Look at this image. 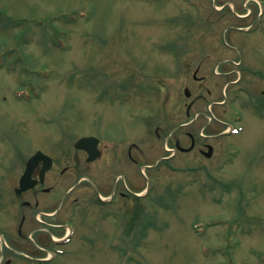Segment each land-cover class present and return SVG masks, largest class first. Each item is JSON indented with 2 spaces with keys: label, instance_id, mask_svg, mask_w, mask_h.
<instances>
[{
  "label": "rangeland",
  "instance_id": "1",
  "mask_svg": "<svg viewBox=\"0 0 264 264\" xmlns=\"http://www.w3.org/2000/svg\"><path fill=\"white\" fill-rule=\"evenodd\" d=\"M242 2L215 0L237 11ZM258 5L256 16L252 4L251 18L242 20L231 6L215 9L213 0H0V176L40 149L53 153L59 168H71L59 179L61 189L75 180L74 166L95 171L99 184L97 177L110 179L113 148L122 154L118 172L131 188H150L143 210L151 211L148 217L157 211L161 220L129 236L118 218L79 201L68 216L78 232L58 245L63 252L49 264H264V0ZM71 14L79 18L70 21ZM58 35L65 48L54 43ZM222 62L241 66L227 78L216 71ZM196 67L205 77L202 87L192 79ZM185 84L191 98L225 99L214 105L215 116L243 129L214 137L208 159L196 148L177 151L170 165L148 166L143 174L141 166L154 164L167 135L174 132L173 142L187 120ZM99 122L100 134L114 138L100 135L102 155L90 166L73 143L98 133ZM204 123L201 116L195 125ZM222 127L213 120L208 129ZM199 167L206 179L200 185ZM77 187L72 198L96 197L87 183ZM156 195L162 197L151 203ZM122 239L128 251L121 250Z\"/></svg>",
  "mask_w": 264,
  "mask_h": 264
},
{
  "label": "flooded vegetation",
  "instance_id": "2",
  "mask_svg": "<svg viewBox=\"0 0 264 264\" xmlns=\"http://www.w3.org/2000/svg\"><path fill=\"white\" fill-rule=\"evenodd\" d=\"M195 141L194 138V145ZM207 144L209 143L201 142L205 148ZM203 150L198 149L201 154ZM81 153L83 158H86V152L81 150ZM95 161L85 163L93 164ZM42 165L43 161H39L32 170L31 179L36 180L35 185L20 193L15 190L19 187V178L25 168V163L21 172L8 174L9 177L10 174L13 176L11 182L7 178L8 175L0 176L2 182L0 187V241L3 243V245L0 243V264L47 263L49 252L54 250V244H57L53 236L66 229V221L58 220L61 208L58 207L56 190L59 186V179H62L61 177L71 168L69 165L58 168L56 159L52 158L51 166L41 175ZM75 170L79 171L78 167H75ZM84 178L89 179V177ZM100 188L101 191L107 192L105 197H110V199L98 198L94 199L93 203L111 205L120 198L130 199L133 202L134 195L123 191L120 187L117 189L116 184L111 183L109 178L102 179ZM40 223L44 224L45 228L41 229ZM26 247L30 251L22 250Z\"/></svg>",
  "mask_w": 264,
  "mask_h": 264
},
{
  "label": "water",
  "instance_id": "3",
  "mask_svg": "<svg viewBox=\"0 0 264 264\" xmlns=\"http://www.w3.org/2000/svg\"><path fill=\"white\" fill-rule=\"evenodd\" d=\"M88 138H81L77 141L76 146L81 147V146H85L87 143ZM95 157V154L91 155L88 160H91ZM39 159H43L46 163H47V167L49 166V161L50 158L43 154L41 151H37L34 155H32L27 163H26V170L24 175L21 177L20 183H21V187L23 189H26L28 187H30L32 185L31 182H29V174L30 171L32 170V167L35 165V163L39 160Z\"/></svg>",
  "mask_w": 264,
  "mask_h": 264
}]
</instances>
